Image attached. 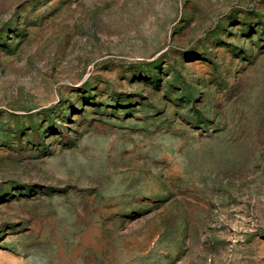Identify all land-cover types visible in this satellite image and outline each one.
<instances>
[{"label": "rangeland", "instance_id": "rangeland-1", "mask_svg": "<svg viewBox=\"0 0 264 264\" xmlns=\"http://www.w3.org/2000/svg\"><path fill=\"white\" fill-rule=\"evenodd\" d=\"M0 264H264V0H0Z\"/></svg>", "mask_w": 264, "mask_h": 264}]
</instances>
